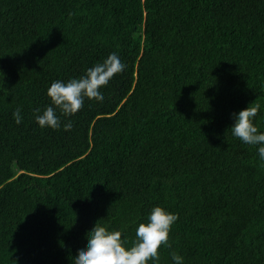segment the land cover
Listing matches in <instances>:
<instances>
[{"label": "trees", "instance_id": "16d2710c", "mask_svg": "<svg viewBox=\"0 0 264 264\" xmlns=\"http://www.w3.org/2000/svg\"><path fill=\"white\" fill-rule=\"evenodd\" d=\"M112 53L104 100L41 128ZM251 103L264 133V0H0V264H74L100 220L130 247L156 206L159 264H264V161L230 129Z\"/></svg>", "mask_w": 264, "mask_h": 264}, {"label": "clouds", "instance_id": "9594fccd", "mask_svg": "<svg viewBox=\"0 0 264 264\" xmlns=\"http://www.w3.org/2000/svg\"><path fill=\"white\" fill-rule=\"evenodd\" d=\"M124 69L125 65L119 56L112 53L103 63L88 68L79 78H72L67 82L54 81L47 91L51 105L43 111L35 110L36 122L41 128L59 130L62 124L60 117H71L78 113L84 107L86 99L102 102L104 96L100 89ZM252 104L238 114H233L235 124L230 129L232 135L245 144L259 145L258 153L264 161V133H260L253 122L259 105L251 106ZM57 110L60 115H57ZM13 117L17 124L22 122L20 108L16 109ZM63 128L65 131H71L73 122L68 120L63 124ZM177 220V214L161 206L154 207L147 222L139 224L130 247L128 241L122 239L121 231L109 230L101 225L100 220L87 233V246L78 251L74 264H148L150 260L159 264V249L161 246L171 248L169 235ZM170 256L174 264H183V257L177 252H170Z\"/></svg>", "mask_w": 264, "mask_h": 264}]
</instances>
